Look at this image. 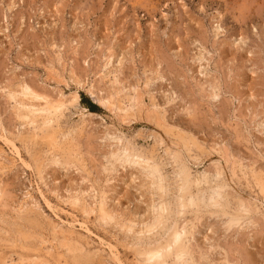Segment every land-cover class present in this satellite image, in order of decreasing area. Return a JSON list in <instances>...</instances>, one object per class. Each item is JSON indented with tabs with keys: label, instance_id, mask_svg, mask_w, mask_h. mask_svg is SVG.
<instances>
[{
	"label": "rangeland",
	"instance_id": "rangeland-1",
	"mask_svg": "<svg viewBox=\"0 0 264 264\" xmlns=\"http://www.w3.org/2000/svg\"><path fill=\"white\" fill-rule=\"evenodd\" d=\"M118 137L225 185L180 218L194 264H264V0H0V264H154Z\"/></svg>",
	"mask_w": 264,
	"mask_h": 264
},
{
	"label": "bare ground",
	"instance_id": "bare-ground-1",
	"mask_svg": "<svg viewBox=\"0 0 264 264\" xmlns=\"http://www.w3.org/2000/svg\"><path fill=\"white\" fill-rule=\"evenodd\" d=\"M22 93L29 100H37V99L45 98L36 90L28 86L23 87ZM61 106L62 104H58V105L51 104L47 107V109L57 111ZM117 140L121 143V146L108 156V162L110 164L108 167H106V169H108V171L109 170L114 171L116 170L118 164H125V163H129L131 165H138L146 175L145 177L149 178L148 188L150 192L155 196L157 195V198H154L152 200L153 202L151 203L152 216L147 221H145V223H143L144 225L141 227L140 230H137L135 232L137 234L136 238L138 243L145 241L146 243L149 244V247L147 249L141 251V255L144 256L142 258L144 259L146 258L145 260L151 261L154 264H167V258L171 255H174L176 260L181 264H194L190 258L192 256H190V249H189V245L187 244L189 231L186 225H182L180 223V218L183 217L184 214H186L188 208H192L194 210H200L203 208L211 209L214 207H220L221 204L223 203L222 189L225 187V185L221 184V182H219L218 180L217 181L214 180L213 177L212 179L214 183L212 184L211 181L209 180V178L211 179L210 176L208 177V176L192 174L189 168L184 165L185 163L184 164H182V162L178 163L176 159V162L179 164V167L178 169H175L174 181L176 184L173 187L171 186V182L168 181L169 179L167 178V176L163 173V171L161 170V168L158 166V164L155 162L153 158L148 157L141 151L135 149L134 148L135 146L132 147L129 143L124 141V139L118 137ZM6 141H9V144L15 146L14 145L15 143L11 142L9 139H6ZM14 148L17 149V153H19L18 147H14ZM23 162H27V161L24 160ZM219 174L220 173L218 172L212 176H215L216 179V177H219ZM256 180H257L256 183L259 185L261 183L260 182L261 180L259 181L257 178ZM203 183H206L208 185L205 193L203 192V188H202ZM194 186L198 188V192L196 193L193 190ZM261 190L262 193L264 194V186L261 187ZM47 203L48 205L50 204L49 201H47ZM241 206L244 208L245 211H247V213L250 211V209L247 208L244 204L241 203ZM49 208L51 207L49 206ZM105 218L108 220H112L113 216L109 214H105ZM231 222H232L231 224L235 222H239V218L232 217ZM133 230H134L133 225L127 227L128 232H132Z\"/></svg>",
	"mask_w": 264,
	"mask_h": 264
},
{
	"label": "trees",
	"instance_id": "trees-1",
	"mask_svg": "<svg viewBox=\"0 0 264 264\" xmlns=\"http://www.w3.org/2000/svg\"><path fill=\"white\" fill-rule=\"evenodd\" d=\"M83 101L87 103L88 107L95 110L97 108V106L91 102L90 100H88L86 97L83 98Z\"/></svg>",
	"mask_w": 264,
	"mask_h": 264
}]
</instances>
